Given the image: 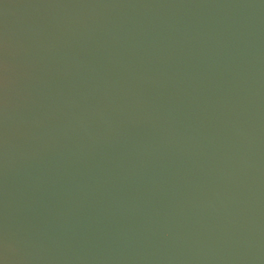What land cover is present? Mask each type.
<instances>
[{"label":"water","instance_id":"1","mask_svg":"<svg viewBox=\"0 0 264 264\" xmlns=\"http://www.w3.org/2000/svg\"><path fill=\"white\" fill-rule=\"evenodd\" d=\"M0 264H264V0H0Z\"/></svg>","mask_w":264,"mask_h":264}]
</instances>
